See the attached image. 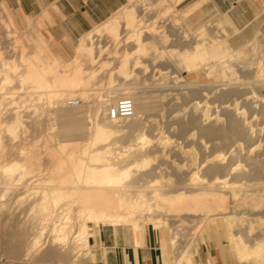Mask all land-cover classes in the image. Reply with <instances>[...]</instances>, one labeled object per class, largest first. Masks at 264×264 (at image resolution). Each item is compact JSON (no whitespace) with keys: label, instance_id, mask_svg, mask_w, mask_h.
<instances>
[{"label":"bare ground","instance_id":"6f19581e","mask_svg":"<svg viewBox=\"0 0 264 264\" xmlns=\"http://www.w3.org/2000/svg\"><path fill=\"white\" fill-rule=\"evenodd\" d=\"M128 1L65 64L39 39L50 62L34 45L10 43L16 23L0 15V192L17 204L5 209L14 218L6 254L34 258L47 234L41 263L73 264L84 249L92 255L90 225L145 224L162 234L164 264H186L195 233L216 226L237 264H262L264 35L234 49L217 32L224 21L179 27L199 2L177 17L182 0ZM37 113L46 129H35L51 141L38 132L32 143L25 125ZM42 158L45 177L32 185L24 177ZM23 215L27 223L15 224Z\"/></svg>","mask_w":264,"mask_h":264},{"label":"crops","instance_id":"0c3cea01","mask_svg":"<svg viewBox=\"0 0 264 264\" xmlns=\"http://www.w3.org/2000/svg\"><path fill=\"white\" fill-rule=\"evenodd\" d=\"M200 1L183 0L179 6L185 10ZM205 1L197 21L214 18L226 22L221 33L234 49L246 46L258 34L264 35V0ZM127 3L128 0H0L19 26L25 25L27 19L46 18L47 32L65 50ZM91 232L92 255L85 264H164L162 234L151 225L142 224L137 229L100 226ZM195 264L231 263L220 247L204 245Z\"/></svg>","mask_w":264,"mask_h":264},{"label":"rangeland","instance_id":"374dc122","mask_svg":"<svg viewBox=\"0 0 264 264\" xmlns=\"http://www.w3.org/2000/svg\"><path fill=\"white\" fill-rule=\"evenodd\" d=\"M173 1H175V0H173ZM183 1V0H182ZM182 1L181 2H179L178 3V1H177V4L174 6V8H173V13L172 14H170V15H172V16H177V17H181L182 15H184L185 13H186V11L188 10V8H190V7H188L187 9H185V10H183V6H179L181 3H182ZM163 3V1L162 0H160L159 2H157V3H153V4H158V3ZM176 2V1H175ZM204 2H206L205 0H202V1H200L199 2V5L200 6H198V8H196V10L194 11V12H192V13H190L189 15H187L183 20H181L180 21V26L179 27H184V28H187V29H189V30H191V32H195V31H197L198 30V28L202 25V24H204V23H206V22H209L210 24H212V25H215L214 23L216 22V23H218L219 21H216L214 18H209V19H207V20H203V21H201V22H198L197 20V14L199 13V12H201V9H202V5H203V3ZM128 3H129V1H128ZM127 3V4H128ZM126 4V5H127ZM3 13H4V15L6 14L8 17L9 16H11L13 19H14V21H15V23H16V28L14 29L15 31H14V33H15V38H13L14 40L12 41V39H10L9 40V42L10 43H12V42H18V41H20L21 42V40H22V42L21 43H24V44H26L28 47H27V50L29 51V50H31L30 48H29V46H31V45H34V46H36V47H38V49L42 52V54L47 58V60L50 62V59H49V57H48V55L46 54V52L43 50V49H41V47L39 46V44H38V37H40L41 38V40H42V42L45 44V45H43V43L41 42V44L46 48V51L48 52V54L53 58V57H56L59 61H60V63H63V64H65V63H68V62H71V61H73V60H75V58H76V55H75V47H76V45L79 43V41H80V39L82 38H80L79 40H76L75 42H74V44L70 47V48H68V49H66L65 50V48H63L58 42H56L53 38H51V36L49 35V33L47 32V24H46V22H47V20H46V18H34V19H27L26 20V22H25V25H23V26H19L18 24H17V22H16V19L14 18V16H13V14H12V12L4 5V4H0V15L1 16H3ZM116 14V13H115ZM174 14V15H173ZM170 15H168V17H166V16H163L164 17V19H167V18H171V16ZM114 16V14L111 16V17H113ZM1 20L2 21H4L3 20V18H1ZM214 21V22H213ZM3 24H4V22H3ZM102 24V23H101ZM101 24H99V25H101ZM99 25H97V26H95L92 30H95V28L96 27H98ZM33 27V28H32ZM91 30V31H92ZM224 31V26L223 27H221V28H218L217 29V32H218V34H220L221 36H222V33L221 32H223ZM29 32V33H28ZM18 34V35H17ZM25 34V35H24ZM31 34V35H30ZM13 36V37H14ZM19 36H21V37H19ZM19 37V38H21V39H19L18 38V40H16L17 38ZM22 37H23V39H22ZM27 38V39H26ZM25 39V40H24ZM24 40V41H23ZM27 41H29V42H27ZM227 41H228V39H227ZM16 43H15V45H16ZM29 43V44H28ZM23 44V45H24ZM63 59H65V60H63ZM67 60V61H66ZM200 72V74L205 78L207 75V73H205L204 71H202V70H200L199 71ZM204 73V74H203ZM183 75L184 76H187L186 74H184L183 73ZM216 76H217V74H213L212 76H211V79L210 80H207V81H214V80H216L215 78H216ZM262 93H263V95H264V89L261 91ZM9 105H7L6 107H8ZM34 115V119L36 120L37 119V121L39 122H35L34 123V121H32V120H30L31 122H32V125H30L29 123V125H30V127H32V129L28 126V125H25L26 126V130L27 129H30V130H32V131H30L31 132V135H30V132L29 131H25V126L22 128L23 130L22 131H25V133L26 134H29L30 136H31V139H30V137H29V140H31L32 141V143H34V142H37V139H38V141H40L41 140V138H42V135H43V137H44V139H45V137H47V138H49V140L51 141V138L49 137V135H48V133H49V131H48V133L45 131V134L47 135H44V133H42V134H40V130L39 131H37L36 129H35V125H38V126H40V128H42L43 126H44V124H46V120H47V115H45V114H41V113H37L36 115L35 114H33ZM33 115L31 114V116L33 117ZM37 117V118H36ZM42 121L44 122V123H42ZM51 123H55V122H51ZM29 128H28V127ZM44 128V130L46 129V127H43ZM42 128V129H43ZM43 130V131H44ZM53 132H55L54 133V136L56 137H52L53 135V133L51 134V137H52V142H55L56 141V139H58L57 137V131L56 130H52ZM28 132V133H27ZM38 132H39V134H38ZM25 133H24V135H25ZM36 133L39 135V137L37 138V136H36ZM27 138H28V136L27 135H25ZM37 138V139H36ZM29 140H27V141H25V143L26 142H28L27 143V145L26 146H28V147H24L23 149H24V151H25V155L27 154V155H30L31 154V152L30 151H28V148L30 147V145H29V143H30V141ZM42 140H43V138H42ZM22 146H24V145H22ZM26 148H27V150H26ZM29 150H30V148H29ZM27 152V153H26ZM44 154L42 153V155H41V157L43 156ZM19 159H18V158ZM17 157H15V159L17 158V161H19L20 162V164L21 165H23V164H26V165H29V163L27 162V160H26V157L27 156H23V157H20V156H17ZM45 157V156H44ZM21 158V159H20ZM24 158V159H23ZM6 158H4V159H1L3 162H4V160H5ZM1 160H0V162H1ZM44 160H45V158H44ZM6 162V161H5ZM43 162H44V164H43ZM2 163V162H1ZM42 164H43V168L42 169H40L41 168V166H37L36 165V167L37 168H35L34 169V167L35 166H33V167H31V168H33L32 169V172H28L26 175H25V177H24V180L25 181H29L32 185H34V182L36 183V181L39 179V178H41L42 176L43 177H45L44 176V174L42 175L40 172H41V170H43V169H45L44 168V165H45V161H43V158H42ZM39 167V168H38ZM45 167H46V165H45ZM30 169V168H29ZM47 169H48V167H47ZM33 170H34V172H33ZM37 171H38V174H37ZM46 172V171H45ZM44 172V173H45ZM34 173H36V174H34ZM40 173V174H39ZM47 173V172H46ZM38 175H40V177L38 176ZM42 175V176H41ZM46 175V174H45ZM26 176H29V178H31V179H27L26 178ZM31 176V177H30ZM39 178H38V177ZM35 178H37V179H35ZM30 191L31 190H28V192L26 193H23V198H22V196H21V198L22 199H25V196H26V198L27 199H29V198H32V193L34 192V190H32L31 191V193H30ZM28 193H29V195H28ZM25 195V196H24ZM31 195V196H30ZM29 197V198H28ZM1 199H3V201L1 202ZM0 204H1V208H0V215H2L1 217H0V264H43V263H41L42 261H40V256H41V254L40 253H42L44 250H46L47 248H49L50 247V244H48V240L49 239H47V234H44L42 237H40V235H38L39 237H40V243H39V246H40V248H39V250L41 251V252H39L36 256L35 255H33V256H35L34 258L33 257H31L30 256V259H28V257H26L25 256V254L26 253H24L23 252V255L24 256H18V255H15V256H13L12 254H6L7 253V250L9 249V248H7V246H6V244H8V247H10L12 244H11V242L12 241H9V240H11V238L9 237V233L7 232L8 230H7V225H9V222H12V221H10L9 219V217H11V216H6V210L5 209H11L12 210V207H13V209H16L17 208V204H15L14 205V203L13 202H11V204L9 203L8 204V201H7V198H5V197H2V193L0 192ZM4 206H3V205ZM20 204V203H19ZM11 205V206H10ZM16 206V207H15ZM9 207H11V208H9ZM6 211V212H5ZM24 217V218H23ZM23 217H21L20 219H19V221H17V223L15 222V224H20V226H21V223H22V225H23V223H27L25 220H26V217L23 215ZM12 218V217H11ZM12 219H14V218H12ZM5 222H7V223H5ZM146 226H148V225H146ZM205 226V225H204ZM90 229H92V228H94V226L93 225H90ZM203 227V226H202ZM205 228H207V226H205ZM205 228H201V229H199L198 230V232L199 233H201V234H199L198 232H197V234L195 233V235H194V237L196 238V242H197V244H198V247H197V249H196V254H190V255H187L186 256V264H189V262H190V260H193V263L192 264H195V260H196V258H197V256H198V254H199V252H200V250H201V248L204 246V245H207L208 247H209V245H212V246H217V247H221V246H224L225 247V249H227L226 250V252L225 251H223L225 254H226V256H227V258H228V260L230 261V263L231 264H237V260H236V258H235V256H232V251H230V246H229V244H228V242H227V240L225 239V238H223V237H220V236H218L215 232H214V230L216 229V226H214V227H212L211 228V230L209 231V232H211V233H207V232H205L204 230H205ZM214 228V229H213ZM7 232V233H6ZM37 232V231H36ZM35 232V233H36ZM90 232H91V230H90ZM202 237H200L199 235ZM202 234H203V236H202ZM205 234L207 235V237L205 236ZM46 235V236H45ZM3 236L5 237V236H7V237H5V239H7L8 237V239L7 240H5V239H3ZM45 236V237H44ZM34 237V235H32L31 236V238H33ZM43 238H45V239H47V241H44L45 239H43ZM206 238H208L207 240H206ZM200 239V240H199ZM204 239V240H203ZM43 240V241H42ZM6 243H5V242ZM9 241V242H8ZM207 241V242H206ZM8 242V243H7ZM201 242H203V243H201ZM4 243H5V245H4ZM10 243V244H9ZM13 243V242H12ZM10 245V246H9ZM38 246V247H39ZM5 247V248H4ZM42 247H43V250H42ZM7 248V249H6ZM6 249V250H5ZM229 250V251H228ZM5 253H4V252ZM67 251H68V249H66V251L64 250V252H66L67 253ZM228 251V252H227ZM85 252V253H84ZM230 252V253H229ZM8 253H10V251L8 252ZM82 254H81V256H80V258L76 261V262H74L73 264H85L86 263V261H88L89 260V257H90V255H89V251H88V253H87V250L86 249H84L83 250V252H81ZM84 254V255H83ZM86 254V255H85ZM64 255H66V254H64ZM172 255V252L170 253V257H171V259L173 260L174 258L171 256ZM192 255V256H191ZM20 258H18V257ZM23 257V258H22ZM65 257V256H64ZM27 259V260H26ZM62 259V258H61ZM81 260V261H80ZM38 261H40V263H38ZM83 261V262H82ZM59 261H58V259L56 260H54V261H51V262H44V264H60V263H58Z\"/></svg>","mask_w":264,"mask_h":264},{"label":"snow or ice","instance_id":"6c2138e0","mask_svg":"<svg viewBox=\"0 0 264 264\" xmlns=\"http://www.w3.org/2000/svg\"><path fill=\"white\" fill-rule=\"evenodd\" d=\"M260 255L262 257V264H264V248L260 249Z\"/></svg>","mask_w":264,"mask_h":264}]
</instances>
